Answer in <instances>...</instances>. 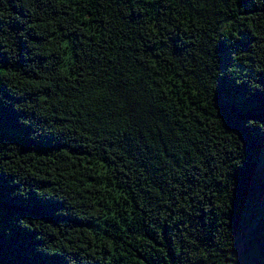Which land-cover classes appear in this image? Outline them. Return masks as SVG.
<instances>
[{"label":"trees","instance_id":"16d2710c","mask_svg":"<svg viewBox=\"0 0 264 264\" xmlns=\"http://www.w3.org/2000/svg\"><path fill=\"white\" fill-rule=\"evenodd\" d=\"M0 264H264V0H0Z\"/></svg>","mask_w":264,"mask_h":264}]
</instances>
